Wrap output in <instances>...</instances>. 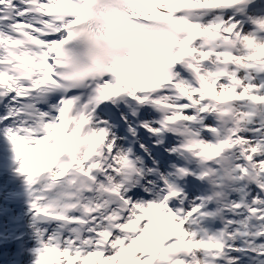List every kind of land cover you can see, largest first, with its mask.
I'll list each match as a JSON object with an SVG mask.
<instances>
[{
  "label": "snow or ice",
  "instance_id": "snow-or-ice-1",
  "mask_svg": "<svg viewBox=\"0 0 264 264\" xmlns=\"http://www.w3.org/2000/svg\"><path fill=\"white\" fill-rule=\"evenodd\" d=\"M0 264H264V0H0Z\"/></svg>",
  "mask_w": 264,
  "mask_h": 264
}]
</instances>
